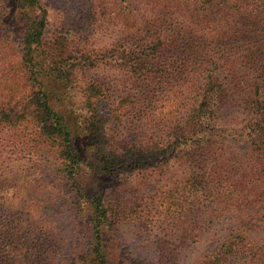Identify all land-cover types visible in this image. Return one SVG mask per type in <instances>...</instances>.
I'll return each instance as SVG.
<instances>
[{"label":"trees","instance_id":"obj_1","mask_svg":"<svg viewBox=\"0 0 264 264\" xmlns=\"http://www.w3.org/2000/svg\"><path fill=\"white\" fill-rule=\"evenodd\" d=\"M151 1L0 0V264H264V0Z\"/></svg>","mask_w":264,"mask_h":264},{"label":"rangeland","instance_id":"obj_2","mask_svg":"<svg viewBox=\"0 0 264 264\" xmlns=\"http://www.w3.org/2000/svg\"><path fill=\"white\" fill-rule=\"evenodd\" d=\"M49 12V19L51 22L56 18L57 14V6L59 5V0H42ZM158 5L151 0H141L139 4L138 14V21H141V18H146L151 16L153 13L157 11ZM107 32L111 34L112 30L118 32L119 29H123V25L118 23V26H115L113 23L111 26L106 22ZM3 44L0 45V48H3ZM1 55V50H0ZM164 103V102H161ZM164 118L159 115H155L153 119H146L144 120L145 130L147 132L153 131V126L156 128L157 126H161L163 123ZM18 139L17 136H10L9 135H0V156L4 158L10 155L13 148L10 146V143L13 141L16 142ZM3 141V142H2ZM14 150H17L16 146ZM69 195V194H68ZM50 211V215H53L55 212L54 209L48 210ZM47 213V212H46ZM58 214L57 221L60 225H64L66 228L69 225V222L63 215H60L59 212H55ZM48 215V214H47ZM52 218V216H49ZM169 226V225H168ZM71 228V227H70ZM119 235V242L122 244L125 249L128 250V253L131 257H133L134 262L136 264H160L158 262L157 251L160 250V246L158 244V239L160 238L161 232L156 230V228L150 229H141L137 230L132 225L127 226L124 225L121 227Z\"/></svg>","mask_w":264,"mask_h":264}]
</instances>
